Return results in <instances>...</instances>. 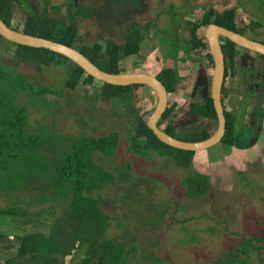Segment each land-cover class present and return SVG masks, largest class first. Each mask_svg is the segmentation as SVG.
I'll return each mask as SVG.
<instances>
[{"label":"rangeland","instance_id":"obj_1","mask_svg":"<svg viewBox=\"0 0 264 264\" xmlns=\"http://www.w3.org/2000/svg\"><path fill=\"white\" fill-rule=\"evenodd\" d=\"M10 2L13 10L12 24L18 28L23 27L22 22L27 17L29 7L33 11L40 12L54 10L57 7L55 5H58L56 0H19V2L10 0ZM52 15L55 18L58 16L54 13ZM245 16L246 12L242 11L241 18ZM246 18L250 19L248 16ZM145 21L146 19L142 24ZM54 22L61 25L59 26L61 32L64 26L73 23V19L71 15L59 13V20ZM125 22L118 18L112 19L109 25L107 23L104 25L97 19L80 20L76 23L79 31L76 38L79 45L84 43L92 45L97 41H100L104 47L124 45L127 37L131 36V30L138 24H125ZM158 22L159 20L156 21ZM169 23L168 21L161 23L160 29L152 27L147 32L150 33L148 38L152 41L149 42L147 52L154 51L157 45L162 51L172 55L175 48L173 50L170 44V31H164L166 27L170 30L166 25ZM247 31L249 33L246 32L245 36H254L251 34L252 27ZM156 40L159 42L156 43ZM107 42L111 43L107 46ZM145 49L144 47L139 54H136L137 56L127 59L131 64H137L134 70H142L146 62ZM15 52V45L6 39H0L2 72H7V76L13 75L14 70L11 67L16 66L20 73L28 76V82H39L35 89L50 88L59 91V93L45 94L47 99L57 102L56 107L54 104L44 107L39 102L27 100L26 93L22 89L17 91L19 104L25 102L29 106L28 126L31 131L50 128L51 131L66 136L63 137V143L67 150L71 141L81 135L100 136L112 132L120 135L119 145L112 154L105 156L93 152L95 161L114 175L112 182L106 183L98 193H103L100 199L101 208L109 216L106 236L115 239L119 249L125 254L122 261L117 262L118 264L131 263V256L134 257L131 264H153L155 258H161L158 263L163 264H223V259L233 258L231 253L244 259L245 255L240 254L239 250L243 248V241L253 236L262 239L255 241L260 247V252L257 253L251 248L248 261L252 264H262L264 131L258 143L252 147L239 146L236 149L234 147L229 149L228 145L219 143L206 150L207 154L206 152L197 154L192 169L209 176V190L202 196L194 194L188 196L183 179L188 175L189 170H180L174 164H167L161 157L154 155L149 158L144 157L131 146L126 149L130 141L126 133L131 122L134 124L127 102L120 103L117 100L105 102L100 97H92L99 92L102 84L99 80L90 88L83 84L74 90L65 88L68 65L55 67L49 64L40 69L37 64L30 62L19 64L15 59ZM151 54L153 56L155 53L151 52ZM132 57L137 58L134 59V63L131 62ZM148 63L151 66L145 68L148 71H156L152 66H159V59L156 61L152 58ZM106 64L103 61L102 65L106 66ZM180 68L186 69V66L181 64ZM119 69L122 72L126 70L123 65H120ZM230 79L229 77V81ZM4 84L6 81L1 83L0 80V86ZM229 92L231 97L227 101L228 106L231 107L233 103L239 106L244 116L240 114L238 119L243 123L249 122V108L242 110L240 95L230 90ZM186 95L188 98L185 99L184 105L176 106L173 110L177 109L176 113L173 112V115L171 113L161 127L164 128L171 123L176 126V133L185 138H192L195 133L193 130L200 127L213 132L215 127L212 119L199 117L188 111L189 101L191 103L194 97L192 92L190 95L186 92ZM45 97L40 93L34 98L44 101ZM133 105L141 110L147 119L155 108L153 90L147 85L136 87ZM243 127L249 137L252 129L247 128L246 125ZM33 179L35 178H31ZM20 198L21 194L15 198L9 194H0V206H8L10 201H18ZM33 200L41 205L48 204L37 198ZM46 210L32 219H27L23 215L15 216L14 223L9 221V217L0 215V264H6V260L15 257L20 246L18 235L42 228L47 232L48 224L51 227L54 219L57 220L62 216V208L59 206ZM91 253L89 246L85 245L81 251L75 253L77 255L75 260L69 256L65 261H68V264L77 262L89 264ZM15 264H26V260L22 259Z\"/></svg>","mask_w":264,"mask_h":264},{"label":"trees","instance_id":"obj_2","mask_svg":"<svg viewBox=\"0 0 264 264\" xmlns=\"http://www.w3.org/2000/svg\"><path fill=\"white\" fill-rule=\"evenodd\" d=\"M0 18L14 29L78 48L100 68L108 72H122L119 69L121 60L139 54L142 49L143 37L141 38L137 33L129 36L124 45L104 47L100 41L92 45L87 43L79 45L76 38L79 32L78 24L75 22L67 24L63 31L59 32L61 25L54 22L59 18H55L51 11L36 12L31 7L22 22L23 27L18 28L12 24L13 10L10 0H0ZM233 18L232 13L227 24V27L232 30L235 29ZM0 39L4 38L0 35ZM110 43L107 42L106 45ZM11 44L15 45L14 56L19 64L30 62L37 64L40 69L49 64L55 67L68 65L69 72L64 82L65 88L74 90L80 84L90 88L98 80L59 53L45 48L12 42ZM234 45H236L234 42L229 41L227 46L226 57L231 62L235 57ZM193 47L205 48L206 42L198 39ZM103 61L107 63L106 66L102 65ZM11 68L14 72L10 76L0 69L1 83L6 81V84L0 86V194H9L14 198L21 194V198L18 201H10L8 206H0V215L9 217V221L14 223L15 216L23 215L27 219H32L44 213L46 209L59 206L62 208V216L57 220L54 219L51 227L48 224L47 232L42 228L18 235L19 249L15 257L6 260L5 263L15 264L25 259L26 264L36 262L37 264H68L65 259L70 256L72 260H75L77 256L75 253L87 245L90 253L93 252L89 254L92 257L88 260L89 264L90 261L92 264H118L117 262L122 261L125 254L119 249L115 239L106 236L109 216L101 208L100 199L103 193H98L106 183L112 182L114 175L95 161L93 152H99L105 156L112 154L119 145L120 135L113 132L100 136L81 135L71 141L70 148L67 150L63 143V137L66 136L55 133L50 128L31 131L28 126L27 108L29 106L25 102L19 104L17 91L22 89L26 93L27 100L39 102L44 107L53 104L56 107L57 102L47 99L45 94L59 93V91L50 88L35 89L39 82H28L27 75L20 73L16 66ZM158 78L166 85L169 93L176 91L180 78L175 69L166 68L158 75ZM139 86L141 84L113 85L102 82L98 94L92 97H100L105 102L110 100L127 102L134 124L131 122L129 131L126 133L130 140L126 149L131 146L144 157L149 158L152 155L161 157L167 164H174L180 170H189L190 172L183 179L186 194L188 196L204 195L209 190V176L192 169L198 151L175 148L155 135L148 127L147 119L141 110L133 105L134 89ZM40 93L41 96L44 95V101L34 98ZM176 106L175 102L169 104L159 120L160 126L171 113L173 114ZM190 111L196 115L211 118L215 127L214 131L216 130L218 118L211 96L196 98ZM263 114L264 111H261L260 118ZM225 115L226 133L219 143L228 145L229 149L234 145L242 147L248 135L243 127L240 130L237 129V116L234 112L225 110ZM201 128L193 130L195 133L193 132L192 138L179 136L176 133V126L171 123L163 129L174 137L192 141L206 139L214 132ZM130 168L131 166L128 167ZM31 178L35 179L31 180ZM34 198L48 204L36 203ZM260 240L262 239L259 236L247 237L243 241V248L239 250L245 258L240 259L238 255L231 253L233 258L223 259V264H252L248 261L249 251L252 248L259 253L260 247L255 241ZM133 258L131 256V263ZM160 260L162 259L155 258L153 264H163L158 263ZM261 263L264 264V259Z\"/></svg>","mask_w":264,"mask_h":264},{"label":"flooded vegetation","instance_id":"obj_3","mask_svg":"<svg viewBox=\"0 0 264 264\" xmlns=\"http://www.w3.org/2000/svg\"><path fill=\"white\" fill-rule=\"evenodd\" d=\"M14 1L19 2V0ZM56 2L58 3V5H55L57 7L50 11L57 14V18H59V13L71 15L75 23L80 22V20L97 19L103 22L104 25H106L105 23L109 25L112 19L118 18L121 21H126L125 24L142 23L144 19H146L145 22L149 23L155 20L159 12L152 18L149 15L147 17L144 16V12L147 10L163 11L167 13V19L170 20L171 41H177L180 33L182 36L179 39L185 40L188 46H194L195 42L202 38L209 45L205 30L212 24L227 27L233 13L234 31L246 35L247 30L252 27L251 34H254V36L247 35V37L264 43V0H72L71 2L68 0H56ZM25 3L27 4V1ZM242 11H245L246 16L250 17V19H247L246 16L241 18ZM148 14L150 13L148 12ZM156 19L161 21L159 17ZM182 24L191 26L189 27L190 31L185 30L186 28L181 30ZM100 30L102 31V28ZM185 34L186 36H184ZM220 39L225 57V80L222 89L224 109L236 114L238 130L243 125L252 129V132L249 133L250 136L246 137L247 140L242 145L243 148L252 147L248 146L247 143L250 141L254 131L258 126L264 127V114L260 118L261 120H257L260 112L264 111V55L234 42L236 44L234 45L235 57L234 61L231 62L227 59L226 53L229 41L232 40L225 36H220ZM171 46L173 50L176 47L175 43ZM154 75L158 77L159 73ZM229 77L231 78L230 81ZM229 90L240 95L242 110L243 108H249V122L243 123L238 119L240 114L244 116L239 106H235L234 103L231 107L228 106L227 101L231 97ZM197 96H201V94L196 93L193 95V101H195ZM261 104H263L262 107ZM255 114L256 116H254ZM263 131L264 129L262 128L258 139L253 145L258 143ZM233 147L237 146L234 145Z\"/></svg>","mask_w":264,"mask_h":264},{"label":"water","instance_id":"obj_4","mask_svg":"<svg viewBox=\"0 0 264 264\" xmlns=\"http://www.w3.org/2000/svg\"><path fill=\"white\" fill-rule=\"evenodd\" d=\"M205 33L207 35L210 52L214 62L211 79V97L218 118V126L215 132L208 138L192 141L182 140L174 137L166 132L158 124L159 120L162 118L168 107L169 92L165 84L156 75L143 70L116 73L108 72L100 68L78 48L48 38L34 36L19 29H14L8 26L0 18V35L12 43L37 48H45L59 53L73 61L75 64L81 66L87 74L92 75L102 82L113 85L141 84L149 86L155 95V108L147 118L148 127L152 129L155 135L164 143L175 148L193 151L209 149L210 147L218 144L226 133L227 118L222 100V89L225 80V57L220 36H225L242 47L264 55V43L252 40L244 34L236 32L227 27L218 24H212L205 30ZM257 120H260V116H258ZM261 131V126H258L254 131L250 141L247 143L248 146H252L256 142Z\"/></svg>","mask_w":264,"mask_h":264},{"label":"crops","instance_id":"obj_5","mask_svg":"<svg viewBox=\"0 0 264 264\" xmlns=\"http://www.w3.org/2000/svg\"><path fill=\"white\" fill-rule=\"evenodd\" d=\"M259 7L262 8L263 6H259ZM241 9H243V8H241ZM148 12L150 14H148ZM158 12H159V15H156L157 11L147 10L146 12H144V16L147 17V15H149V17L152 18L154 15H156V18L159 17L161 19L164 16H165V18L161 19V21H159L158 23H156V21L158 20L156 18H155V20H153L149 23H147V22H144V24L138 23L131 30L132 31L131 35L137 33L139 36H141V38L143 37L141 48L142 49L144 47L146 48L145 49L146 62L144 64V66L142 67V70L149 72V73H152V74H158V73L160 74L166 68L175 69L177 71V74H178L180 79H179L176 91L169 93L168 106L172 102L177 103V106L184 105L185 99L188 98L186 95V92H189V95L191 92L193 93V95H195L196 93H200L201 96H197L196 98L211 96V79H212V74H213L214 62H213L212 54L210 52L209 45L207 43H206L205 48H199V47L194 48L193 46H188L186 44L185 40L179 39L182 36L179 33L178 37H177L178 40L177 41L174 40V41L170 42V44L175 43V45H176L175 51H173V53H172L173 56L168 52L166 53L164 50L162 51L159 48V46H157V45H156V48L154 51L152 50L150 52H147L148 47H149L150 43L152 42L148 38L149 37L148 34H150V33L147 34V32L149 30H151L152 27H153V29L157 28V30H158V29H160L161 23H166L167 21L168 22L170 21L169 19H167L168 18L167 13H165L163 11H158ZM166 25L169 26V24H166ZM181 27H182L181 30H183V28H186L185 30L190 31L189 27H191V26L182 24ZM164 31H170V30H168V28L166 27L164 29ZM184 36H186V34ZM170 37H171V35H170ZM127 38H129V37H127ZM127 40L128 39H126L125 43H127ZM158 40H156V43L159 42ZM201 40L203 42L206 41L204 38H202ZM121 43H124V42H121ZM151 52H154L155 54L152 56ZM131 56H135V55H131ZM131 56L125 57L121 60L120 65H123L124 68L126 69L123 72L134 71V69L136 68L137 64L134 63V61H135L134 59L136 57L131 58V62H133L134 65L131 64L130 61H127V59ZM152 58H155L156 61L159 59V66H152V68L156 71H151V70L148 71L145 68L147 66H151V65H149L150 63H148V62L150 60H152ZM181 64L185 65L186 69H181L180 68ZM211 66H213V68H211ZM209 69H211V71ZM172 96H173V98H172ZM193 103H194V101L191 103L189 101L188 111L190 113H192L190 111V107ZM176 111H177V109L173 112L176 113ZM234 148L236 149V147H234ZM200 152H202V153L206 152V154H207L206 150H200L197 152V154H199ZM194 162H195V159H194Z\"/></svg>","mask_w":264,"mask_h":264}]
</instances>
